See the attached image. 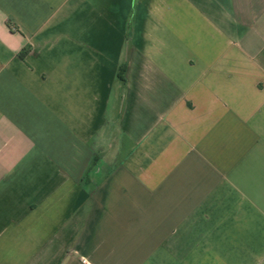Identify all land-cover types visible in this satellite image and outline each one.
Instances as JSON below:
<instances>
[{
	"label": "crops",
	"instance_id": "crops-1",
	"mask_svg": "<svg viewBox=\"0 0 264 264\" xmlns=\"http://www.w3.org/2000/svg\"><path fill=\"white\" fill-rule=\"evenodd\" d=\"M83 258L264 264V0H0V264Z\"/></svg>",
	"mask_w": 264,
	"mask_h": 264
},
{
	"label": "trees",
	"instance_id": "trees-1",
	"mask_svg": "<svg viewBox=\"0 0 264 264\" xmlns=\"http://www.w3.org/2000/svg\"><path fill=\"white\" fill-rule=\"evenodd\" d=\"M121 70H122V71H125V70H126V67H125V66L122 67ZM121 70H120V72H119V75H121L120 77H121V79L124 81V80H125V76L121 73Z\"/></svg>",
	"mask_w": 264,
	"mask_h": 264
},
{
	"label": "built area",
	"instance_id": "built-area-1",
	"mask_svg": "<svg viewBox=\"0 0 264 264\" xmlns=\"http://www.w3.org/2000/svg\"><path fill=\"white\" fill-rule=\"evenodd\" d=\"M83 261H84L85 264H93L91 261H89V260L86 259V258H83Z\"/></svg>",
	"mask_w": 264,
	"mask_h": 264
}]
</instances>
